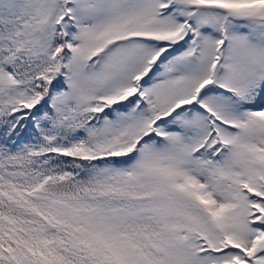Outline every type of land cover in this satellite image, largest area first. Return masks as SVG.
I'll list each match as a JSON object with an SVG mask.
<instances>
[{
  "label": "snow or ice",
  "instance_id": "snow-or-ice-1",
  "mask_svg": "<svg viewBox=\"0 0 264 264\" xmlns=\"http://www.w3.org/2000/svg\"><path fill=\"white\" fill-rule=\"evenodd\" d=\"M0 264H264V0H0Z\"/></svg>",
  "mask_w": 264,
  "mask_h": 264
}]
</instances>
